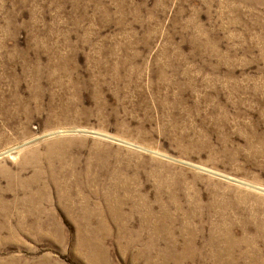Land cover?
Listing matches in <instances>:
<instances>
[{
  "label": "rangeland",
  "instance_id": "obj_1",
  "mask_svg": "<svg viewBox=\"0 0 264 264\" xmlns=\"http://www.w3.org/2000/svg\"><path fill=\"white\" fill-rule=\"evenodd\" d=\"M0 264H264V0H0Z\"/></svg>",
  "mask_w": 264,
  "mask_h": 264
},
{
  "label": "bare ground",
  "instance_id": "obj_2",
  "mask_svg": "<svg viewBox=\"0 0 264 264\" xmlns=\"http://www.w3.org/2000/svg\"><path fill=\"white\" fill-rule=\"evenodd\" d=\"M223 240H224V241L234 242V240H233L232 238L228 237V236H225ZM227 254H228V253H227Z\"/></svg>",
  "mask_w": 264,
  "mask_h": 264
}]
</instances>
